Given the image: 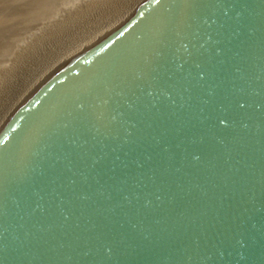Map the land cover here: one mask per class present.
<instances>
[{"label":"water","instance_id":"1","mask_svg":"<svg viewBox=\"0 0 264 264\" xmlns=\"http://www.w3.org/2000/svg\"><path fill=\"white\" fill-rule=\"evenodd\" d=\"M0 264H264V0H141L39 88Z\"/></svg>","mask_w":264,"mask_h":264},{"label":"bare ground","instance_id":"2","mask_svg":"<svg viewBox=\"0 0 264 264\" xmlns=\"http://www.w3.org/2000/svg\"><path fill=\"white\" fill-rule=\"evenodd\" d=\"M140 1L0 0V58L6 59L0 65V130ZM60 15L66 21L56 24Z\"/></svg>","mask_w":264,"mask_h":264},{"label":"rangeland","instance_id":"3","mask_svg":"<svg viewBox=\"0 0 264 264\" xmlns=\"http://www.w3.org/2000/svg\"><path fill=\"white\" fill-rule=\"evenodd\" d=\"M73 14V13H72ZM71 14V15H72ZM62 17V15H60V16H58L57 18L58 19H60ZM63 19V20H62ZM62 21H66V20H64V16L59 20V21H57V23L56 24H59L60 22H62ZM65 26V25H64ZM55 28V27H54ZM41 29H45L44 27H41ZM51 29V28H50ZM62 29V28H61ZM52 32H51V30L49 31V32H47L46 33V36H48L49 34H51ZM17 45H14L13 47L15 48ZM13 48V49H14ZM12 52V48H10V49H8V51L6 52H4L5 53V55L6 56H9V54ZM0 65L6 60L5 58H0Z\"/></svg>","mask_w":264,"mask_h":264}]
</instances>
